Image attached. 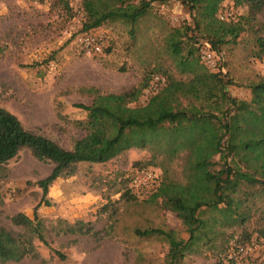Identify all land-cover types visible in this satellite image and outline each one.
Masks as SVG:
<instances>
[{
  "label": "rangeland",
  "instance_id": "1",
  "mask_svg": "<svg viewBox=\"0 0 264 264\" xmlns=\"http://www.w3.org/2000/svg\"><path fill=\"white\" fill-rule=\"evenodd\" d=\"M86 1L0 0L1 107L15 114L27 129L65 148H71L84 133L77 122L84 120L87 112L77 104L91 103L93 92L89 89L120 93L141 88L148 78V86L142 87L131 106L144 104L152 94L165 89L169 95L182 97L185 104L209 110L203 91L187 82L191 71L179 63V56L186 54L191 41L177 37L181 40L180 55H174L170 48L174 28L191 23L187 6L179 0L153 2L134 26L110 21L83 31ZM90 1L91 14L119 4L116 0ZM224 7L230 8L234 19L246 10L231 0H224L221 9ZM257 21L264 36V9ZM82 33L95 37L101 52L83 50L78 42ZM203 47L201 43L194 55L200 56ZM257 48L254 35L243 32L236 44H227L220 55L214 54L215 67L201 58L200 62L209 71L222 68L232 80L227 87L229 94L240 104L249 105L254 99L249 85L264 77V59L252 55ZM150 70L158 71L148 76ZM156 76L163 81L152 88ZM244 112L234 113L233 120L241 122ZM236 148L233 167L264 178V148L255 153L251 146L244 149L239 142ZM150 161L147 150L130 148L104 163L80 162L72 175L61 176L51 184L48 204L42 202L37 207L42 190L35 182L50 172L52 164L22 149L0 168V226L22 232L10 217L21 212L33 219L36 211L48 245L34 239L30 255L18 261L0 258V264H164L169 247L164 235L141 233L151 228L172 230L185 240L189 236L186 227L174 212L161 206L160 200H151V192L135 198L125 194L129 176L140 165L153 169L161 181L162 169ZM153 161L162 162V158ZM167 166L175 180H183L182 156ZM249 193L244 204L246 220L224 228L215 247L201 245L198 251L187 253L181 264H264V237L259 233L264 228V189L252 187ZM77 221L83 222L84 232H65L66 223L75 225ZM234 244L250 245L254 250L230 260L227 253Z\"/></svg>",
  "mask_w": 264,
  "mask_h": 264
},
{
  "label": "trees",
  "instance_id": "2",
  "mask_svg": "<svg viewBox=\"0 0 264 264\" xmlns=\"http://www.w3.org/2000/svg\"><path fill=\"white\" fill-rule=\"evenodd\" d=\"M116 1L119 3L117 8L96 10L91 14V1L87 0L81 30L110 21L134 26L153 2L164 4L169 0ZM179 1L189 9L191 23L174 28L170 48L174 55H180L181 40L177 37L184 36L191 41L186 54L179 56V63L185 71H191L187 82L203 91L210 103L209 110L185 104L182 97L169 95L165 89L152 94L144 104L131 106L142 87L148 86V78L141 88L133 87L120 93H99L89 89L93 92L91 103L77 104L87 112L85 119L77 122L84 133L71 148H65L53 139L27 129L15 114L0 106V168L22 149H27L37 160L52 164L50 172L35 182L42 190L37 207L42 202L48 204L46 196L51 184L61 176L72 175L78 163H104L130 148L147 150L151 155L149 164L159 166L163 171L160 184L150 193V198L160 200L163 208L174 212L189 234L184 240L172 230L151 228L141 233L164 235L162 237L169 246L164 264H181L187 253L198 251L201 245L215 247L224 228L246 220L244 204L249 190L252 187L264 189V178L256 173L240 172L232 165L237 142L244 149L251 146L255 153H261L264 148V77L249 85L254 97L251 104H240L229 94L227 87L232 80L221 71L222 68L209 71L200 62V56L194 55L201 43L208 44L213 54L220 55L225 45L236 44L241 33L250 32L258 47L252 55L264 59V36L257 21V15L264 9V0H231L235 6H245L246 10L229 21L218 18L224 0ZM130 33H133L132 29ZM157 71L150 70L148 76ZM162 73L166 74L165 71ZM240 110L245 111L241 122H235L233 115ZM239 134L241 138L237 140ZM179 156L184 159L182 181L175 180L167 166ZM215 156H218L217 161ZM156 157H161L162 162L153 161ZM134 174L128 178L125 193L132 198L139 196L130 188ZM10 221L21 227L22 232L0 226L2 260L18 261L30 255L34 239L48 245L36 211L33 219L18 212L10 217ZM65 226V232H84L81 221ZM259 233L264 237V228ZM217 249L223 248L219 244Z\"/></svg>",
  "mask_w": 264,
  "mask_h": 264
},
{
  "label": "built area",
  "instance_id": "3",
  "mask_svg": "<svg viewBox=\"0 0 264 264\" xmlns=\"http://www.w3.org/2000/svg\"><path fill=\"white\" fill-rule=\"evenodd\" d=\"M218 18L220 20H233L234 14L230 8L224 7L218 12ZM78 42L81 45L83 50L88 52L92 51L94 53L101 52V44L96 40L95 37L91 36L88 33H82L78 36ZM200 58L201 60L208 65L209 67H215L216 63L214 60V54L209 49L208 44H205L203 48L200 49ZM159 81H163V78L156 76L154 81L151 82L150 86L156 88L159 84ZM160 184L158 174L150 168H143L135 172L130 181V188L137 195H143L146 193L153 192L156 187ZM254 247L250 245H241L234 244L227 253V256L230 260L234 258L235 255H238L240 258L252 253Z\"/></svg>",
  "mask_w": 264,
  "mask_h": 264
}]
</instances>
